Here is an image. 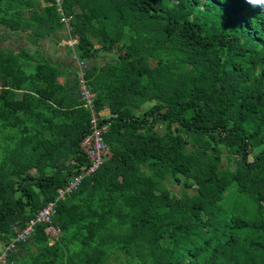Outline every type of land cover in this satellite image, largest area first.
Instances as JSON below:
<instances>
[{
	"label": "trees",
	"instance_id": "trees-1",
	"mask_svg": "<svg viewBox=\"0 0 264 264\" xmlns=\"http://www.w3.org/2000/svg\"><path fill=\"white\" fill-rule=\"evenodd\" d=\"M0 27L35 47L0 46V245L88 165L73 50L111 121L103 164L7 264H264V6L0 0ZM63 30L69 65L37 45Z\"/></svg>",
	"mask_w": 264,
	"mask_h": 264
},
{
	"label": "built area",
	"instance_id": "built-area-1",
	"mask_svg": "<svg viewBox=\"0 0 264 264\" xmlns=\"http://www.w3.org/2000/svg\"><path fill=\"white\" fill-rule=\"evenodd\" d=\"M74 42L70 44L74 47L77 39L71 38ZM77 78L79 80V94L83 106L89 110L90 113V128L89 132L81 139V148L87 156L88 165L84 167L83 173L75 176L74 180L66 185L65 188L59 189L58 198L51 201L44 208L40 209L27 223V225L18 231V234L11 239V241L3 245L0 252V264H7L8 255L10 251L16 250L21 242H26L34 233L38 224L49 223L52 221V214L55 211L56 201L59 198H64L66 194L80 186L83 179L88 175H92L103 164V160L109 152V145L105 141V134L111 127V121H105L104 118L109 115V110L98 108L96 102V93L89 87L87 83V69L89 61L79 57L73 50L71 57ZM106 119V118H105ZM55 233L56 229L51 227ZM53 233V234H54Z\"/></svg>",
	"mask_w": 264,
	"mask_h": 264
},
{
	"label": "rangeland",
	"instance_id": "rangeland-1",
	"mask_svg": "<svg viewBox=\"0 0 264 264\" xmlns=\"http://www.w3.org/2000/svg\"><path fill=\"white\" fill-rule=\"evenodd\" d=\"M0 33L3 35L0 37V46H3L7 49L12 48L15 51H17L21 47H26L27 49H30L31 51L35 49L34 45H32L31 43V38H32L30 35L31 30L22 31V32H13V31H9L7 28L0 27ZM62 35H63V38L59 39L58 40L59 42H57L54 38L47 37L41 40L39 43H37V45L41 46V50H43V52L47 56L54 58L55 60L63 59L64 62L67 61V63H69L70 55L66 53V45L68 47V45H70L74 41L69 39V34L67 30H63L59 34V36H62ZM64 35H67L66 38L64 37ZM108 56L109 55L103 56V60L101 61L104 62V60H107ZM224 164L225 165L227 164L226 161L224 162ZM170 186L175 191H178L181 188L178 184H174V183H171ZM50 231L52 234L54 233L53 230L50 229ZM57 233H58V230H56L54 233L55 237L57 236ZM54 241L55 239H51L50 243L53 244ZM31 244L33 246V251L38 252L37 247L34 246L33 243ZM0 247L2 248L3 245L1 244ZM106 264H120V260L116 256H113L111 257L109 261H107Z\"/></svg>",
	"mask_w": 264,
	"mask_h": 264
},
{
	"label": "clouds",
	"instance_id": "clouds-1",
	"mask_svg": "<svg viewBox=\"0 0 264 264\" xmlns=\"http://www.w3.org/2000/svg\"><path fill=\"white\" fill-rule=\"evenodd\" d=\"M245 2L252 4L253 6H264V0H245Z\"/></svg>",
	"mask_w": 264,
	"mask_h": 264
},
{
	"label": "crops",
	"instance_id": "crops-1",
	"mask_svg": "<svg viewBox=\"0 0 264 264\" xmlns=\"http://www.w3.org/2000/svg\"><path fill=\"white\" fill-rule=\"evenodd\" d=\"M57 41V40H56ZM61 60H63V59H61ZM101 60H103V56H102V58L101 57H99V58H95V59H93L92 60V64H94V63H99V64H101V65H104L106 62H107V60H104V62H102ZM70 63V62H69ZM69 63H68V65H69ZM67 71H69V70H67ZM65 75V74H64ZM64 75H63V77H62V79H64Z\"/></svg>",
	"mask_w": 264,
	"mask_h": 264
}]
</instances>
